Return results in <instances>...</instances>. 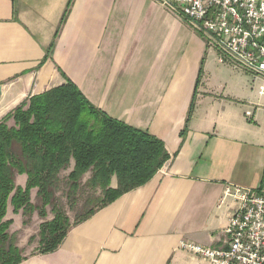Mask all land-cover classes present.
<instances>
[{"label": "crops", "instance_id": "obj_1", "mask_svg": "<svg viewBox=\"0 0 264 264\" xmlns=\"http://www.w3.org/2000/svg\"><path fill=\"white\" fill-rule=\"evenodd\" d=\"M226 60L160 0H0V119L67 78L170 154L56 250L19 264H209L179 243L224 246L236 207L220 204L226 185L257 189L264 180L259 79Z\"/></svg>", "mask_w": 264, "mask_h": 264}, {"label": "trees", "instance_id": "obj_2", "mask_svg": "<svg viewBox=\"0 0 264 264\" xmlns=\"http://www.w3.org/2000/svg\"><path fill=\"white\" fill-rule=\"evenodd\" d=\"M169 158L162 140L107 115L67 78L28 96L0 119V264L27 258L9 232V206L13 214L21 212L23 224L34 212L42 219L38 246L30 254L53 252L71 227L146 183ZM66 170L68 201H75L85 176L84 184L99 193L93 206L73 221L55 199L56 184ZM16 175L26 176L23 186L15 184ZM32 189L39 205L31 200ZM47 206L52 218L46 220Z\"/></svg>", "mask_w": 264, "mask_h": 264}, {"label": "built area", "instance_id": "obj_3", "mask_svg": "<svg viewBox=\"0 0 264 264\" xmlns=\"http://www.w3.org/2000/svg\"><path fill=\"white\" fill-rule=\"evenodd\" d=\"M186 19L221 57L259 79L264 101V0H160ZM247 116L251 113L246 112ZM226 198L236 207L224 230L222 247L181 241L179 248L209 264H264V180L257 189L226 185Z\"/></svg>", "mask_w": 264, "mask_h": 264}, {"label": "rangeland", "instance_id": "obj_4", "mask_svg": "<svg viewBox=\"0 0 264 264\" xmlns=\"http://www.w3.org/2000/svg\"><path fill=\"white\" fill-rule=\"evenodd\" d=\"M227 63L233 65L232 63ZM12 122L10 121V124ZM67 170L61 172V178L59 179L58 183L55 187V199L58 204L66 211L69 218L73 221L75 216L82 214L85 212L88 208L92 207L93 204L96 202V200L99 197L98 192H94L93 190L89 189L85 184V180L87 176H85L82 179V186L80 187L79 191L76 194L75 201H68L66 198V192H67V183H66V176ZM26 179L25 175H22L19 177V175L15 176V184L20 185L24 184ZM36 189L31 190V200L34 204H40V201L35 196ZM46 220L52 218V214L50 212V207H46ZM6 219H12L13 223L10 227H19L17 231L13 232L18 238L20 235L21 238V244H22V253L27 254L33 252L37 246H38V237H37V231L39 223L42 221V219L37 215L36 212H34L28 219V222L26 224H23L22 221L24 220V216H22L21 212L18 214H13L11 212V206L8 207ZM34 238L31 242H29V237L33 236ZM27 241V242H26Z\"/></svg>", "mask_w": 264, "mask_h": 264}]
</instances>
